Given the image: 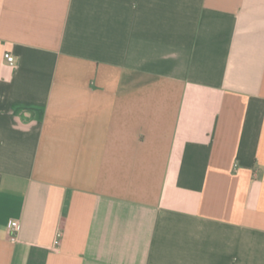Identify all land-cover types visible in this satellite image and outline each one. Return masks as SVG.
I'll use <instances>...</instances> for the list:
<instances>
[{"label":"crops","instance_id":"1","mask_svg":"<svg viewBox=\"0 0 264 264\" xmlns=\"http://www.w3.org/2000/svg\"><path fill=\"white\" fill-rule=\"evenodd\" d=\"M0 264H264V0H0Z\"/></svg>","mask_w":264,"mask_h":264},{"label":"built area","instance_id":"2","mask_svg":"<svg viewBox=\"0 0 264 264\" xmlns=\"http://www.w3.org/2000/svg\"><path fill=\"white\" fill-rule=\"evenodd\" d=\"M4 59L9 65H14L15 64V58L9 54L5 53ZM21 224L17 220H10L8 223V229L10 231V239L11 241H16L17 240V234L20 231Z\"/></svg>","mask_w":264,"mask_h":264}]
</instances>
